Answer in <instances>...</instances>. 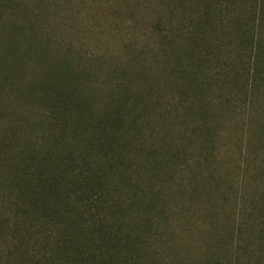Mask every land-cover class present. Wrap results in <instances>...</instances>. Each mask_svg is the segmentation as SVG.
<instances>
[{"label":"trees","instance_id":"1","mask_svg":"<svg viewBox=\"0 0 264 264\" xmlns=\"http://www.w3.org/2000/svg\"><path fill=\"white\" fill-rule=\"evenodd\" d=\"M58 5L0 0V264H264V0H160L128 61L52 36ZM230 118L260 183L219 206L197 168ZM184 191L213 209L188 238Z\"/></svg>","mask_w":264,"mask_h":264},{"label":"rangeland","instance_id":"2","mask_svg":"<svg viewBox=\"0 0 264 264\" xmlns=\"http://www.w3.org/2000/svg\"><path fill=\"white\" fill-rule=\"evenodd\" d=\"M159 1L152 0L149 3L148 0H59L58 9L61 6L62 9L60 11H62L65 20L62 23L55 17H51L47 22L48 29L52 30V36H55L62 43L71 42L80 44L89 53L93 52L95 54L106 55L109 58L128 61V56L136 53V51L140 52L141 47H143V51L147 50L144 48L146 44L150 48L156 46L154 38L146 37L149 36L150 21L155 15L154 6L155 4L158 5ZM127 8H137L136 15L138 17L136 18L138 19V24H134L132 19L127 15ZM69 18L73 20V29H69L68 27L70 25ZM86 28L90 29V33L84 34ZM147 72L150 76H154V73L156 74L154 69H148ZM174 96L173 92L172 94L167 92L165 98L167 110L173 111L171 105H178V96L176 95V99L173 101ZM237 123L238 118H230L228 121L223 120L221 122L223 129L220 130L217 137L218 150L214 153V159H211L212 162L209 163L202 162L201 166L197 168V183L200 184L201 191L208 193L210 195L209 199L213 197L214 202L216 201V204L219 206H221L222 197H219L217 193H224L225 191H227L226 193H254L256 183H260L253 181L252 176L255 175L254 169H246L245 163L241 164L243 168H235V164H239V160H241L238 155L240 144L236 142V137L239 135L236 130ZM190 164L196 166V160H191ZM229 169H231L230 172H228ZM239 171L240 173L237 176ZM211 173L215 179L222 178V182H220L219 189L216 192L213 190V181L210 182ZM202 178L208 179L209 184L204 185L205 179L202 181ZM189 179V172L184 171L181 177L177 178V182L186 185V183H189ZM229 185L232 186L231 190L228 188ZM169 186L167 193H180L178 192L177 185L172 186L169 184ZM188 189L190 188L187 187V191ZM183 193L182 195H174L173 199L180 209L185 208L187 211L184 215L180 216L179 220H177L179 215L173 216L171 227L178 228L183 238H188L190 235L189 232H185V227L207 229L208 225H203V220L200 218L204 216L208 217L213 212V209L209 205L201 206L200 213H198L199 209L196 207L204 204L202 202L203 199H195L199 203L197 205V203L188 199L189 195L187 192L184 191ZM199 214L201 216H198ZM200 246L202 247V245Z\"/></svg>","mask_w":264,"mask_h":264}]
</instances>
